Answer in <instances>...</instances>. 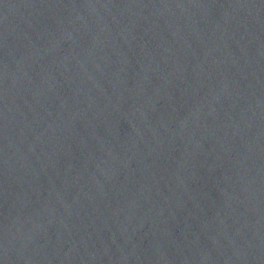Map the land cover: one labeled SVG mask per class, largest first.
Segmentation results:
<instances>
[{"label":"water","instance_id":"water-1","mask_svg":"<svg viewBox=\"0 0 264 264\" xmlns=\"http://www.w3.org/2000/svg\"><path fill=\"white\" fill-rule=\"evenodd\" d=\"M0 264H264V0H0Z\"/></svg>","mask_w":264,"mask_h":264}]
</instances>
